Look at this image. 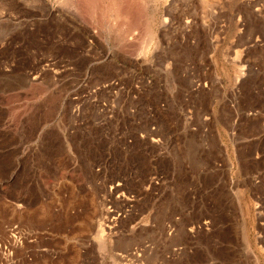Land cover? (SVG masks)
Wrapping results in <instances>:
<instances>
[{"label": "rangeland", "instance_id": "374dc122", "mask_svg": "<svg viewBox=\"0 0 264 264\" xmlns=\"http://www.w3.org/2000/svg\"><path fill=\"white\" fill-rule=\"evenodd\" d=\"M0 264H264V0H0Z\"/></svg>", "mask_w": 264, "mask_h": 264}, {"label": "bare ground", "instance_id": "6f19581e", "mask_svg": "<svg viewBox=\"0 0 264 264\" xmlns=\"http://www.w3.org/2000/svg\"><path fill=\"white\" fill-rule=\"evenodd\" d=\"M100 227V226H99Z\"/></svg>", "mask_w": 264, "mask_h": 264}]
</instances>
